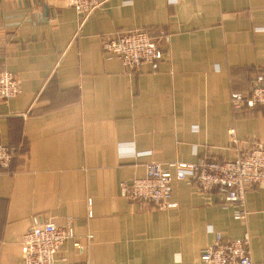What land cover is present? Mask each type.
<instances>
[{"label":"crops","instance_id":"crops-1","mask_svg":"<svg viewBox=\"0 0 264 264\" xmlns=\"http://www.w3.org/2000/svg\"><path fill=\"white\" fill-rule=\"evenodd\" d=\"M137 28L162 44L156 69L102 49ZM1 69L20 91L0 98V143L14 152L0 167V264H22V234L46 221L74 230L54 264H201L217 234L245 233L264 264V186L247 187L240 220L190 179L172 180V208L119 185L149 161H225L264 143V106L230 103L264 73V0H103L82 24L68 0H0ZM127 143L149 153L121 154Z\"/></svg>","mask_w":264,"mask_h":264},{"label":"built area","instance_id":"built-area-1","mask_svg":"<svg viewBox=\"0 0 264 264\" xmlns=\"http://www.w3.org/2000/svg\"><path fill=\"white\" fill-rule=\"evenodd\" d=\"M82 24L85 18L103 0H68ZM102 49L108 57L119 58L128 68L150 64L156 69L164 56L160 42L144 29L116 32L102 38ZM20 91L19 81L7 70H0V98L8 99ZM230 103L234 109L264 106V73H259L247 92H232ZM230 133L234 135V130ZM234 141L236 139L234 138ZM240 141H238L239 143ZM121 154L141 155L148 151H137L133 144L118 147ZM14 158L10 146L0 143V167L9 166ZM173 179H190L200 190H216L222 194L224 202L237 207L234 217L244 220L245 192L248 186H264V143L256 141L251 147L237 156L225 161L200 158L195 162H158L145 164V173L130 182L119 183L121 192L130 201L150 204L159 208H172L177 202L172 199L171 182ZM74 237L72 225H60L46 221L26 230L21 237L22 264H54L55 255L62 244ZM74 245L79 246L78 242ZM201 264H257L250 251V237L224 240L217 234L214 241L200 254Z\"/></svg>","mask_w":264,"mask_h":264}]
</instances>
